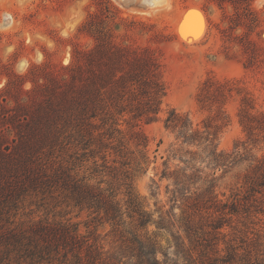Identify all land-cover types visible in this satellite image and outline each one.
I'll return each mask as SVG.
<instances>
[{"label": "trees", "instance_id": "1", "mask_svg": "<svg viewBox=\"0 0 264 264\" xmlns=\"http://www.w3.org/2000/svg\"><path fill=\"white\" fill-rule=\"evenodd\" d=\"M81 60L61 85L44 89L38 107L19 106L16 116L5 120L17 142L0 152V264H178L180 255L186 261L188 253L206 247L202 222L213 209L219 212L213 231L232 217L242 219L238 264H264V240L250 233L252 222H246L264 191V158L255 161L230 203H221L215 191L217 173L247 161L243 157L249 152L246 146L232 153L218 150L220 130L229 123L225 107L243 94L237 83L208 77L201 84L196 103L208 113L201 127L169 110L163 127L174 143L159 178L168 182L165 195L172 205L165 210L155 204L148 212L134 180L156 162L141 126L157 121L162 112L166 88L157 58L148 48L135 52L101 39ZM238 119L246 143L264 146V112L255 110L248 93ZM170 160L178 163L172 168ZM32 198L51 210L64 206L86 212L98 224H108L121 237L120 246L104 251L69 220L19 222V210ZM149 225L175 229L172 258L161 253L156 235L146 230ZM199 251L201 264H231L235 255L230 246L217 258Z\"/></svg>", "mask_w": 264, "mask_h": 264}, {"label": "rangeland", "instance_id": "2", "mask_svg": "<svg viewBox=\"0 0 264 264\" xmlns=\"http://www.w3.org/2000/svg\"><path fill=\"white\" fill-rule=\"evenodd\" d=\"M142 1L0 0V152L17 142L6 118L16 116L19 106L38 107L45 99L44 89L51 83L61 85L62 79L70 75V68L80 64L82 55L94 49L101 39L135 52L148 48L157 58L166 94L158 120L141 126L149 140L150 156H155L156 162L145 175L135 178L136 193L144 199L148 212L156 210L155 204L170 209L172 203L167 202L165 195L168 182L160 181L159 176L163 161L173 149L174 138L164 129L163 120L170 109H175L186 114L195 127H201L208 113L198 107L196 94L201 84L213 77L233 80L243 92L227 103L229 123L218 136V150L223 153H232L236 147L241 151L243 146L249 150L247 157H243L247 161H240L223 175L217 173L218 200L230 203V197L241 190L255 161L264 158V146L246 143L238 119L244 93L251 96L256 111L264 112V0H154L152 4ZM184 30L194 37H183ZM213 114L216 115L215 109ZM177 163L170 160L172 168ZM262 195L264 191L256 196L260 201L246 221L252 222L249 231L261 241L264 240ZM42 203L39 198L25 201L18 221L26 224L44 218L69 220L77 224L82 236L96 240L104 251L120 246L121 237L111 233L108 224H98L77 209L61 206L51 210V206ZM174 208L179 215L180 210ZM216 210H209L211 217L206 215L202 222L208 239L206 247H198L192 255L188 253L186 261L180 255L178 264H201L199 250L213 258L222 257L227 246L235 254L231 264H238V230L243 229L239 223L242 219L232 217L221 229L213 231L211 225H215L219 216ZM146 230L156 235L161 253L172 258L176 252L175 229L157 230L149 225ZM184 244L189 245L187 239Z\"/></svg>", "mask_w": 264, "mask_h": 264}, {"label": "bare ground", "instance_id": "3", "mask_svg": "<svg viewBox=\"0 0 264 264\" xmlns=\"http://www.w3.org/2000/svg\"><path fill=\"white\" fill-rule=\"evenodd\" d=\"M121 1H123V0H121ZM153 1L154 0H149L148 2H146L145 0H143L142 2L144 3V4H146V3H153ZM124 3H129V0H124ZM182 33V36L183 37H188L189 35H191L192 33L191 32H188V31H186V30H184V31H182L181 32ZM195 34V33H194ZM190 37V36H189ZM192 37H194V36H192Z\"/></svg>", "mask_w": 264, "mask_h": 264}, {"label": "water", "instance_id": "4", "mask_svg": "<svg viewBox=\"0 0 264 264\" xmlns=\"http://www.w3.org/2000/svg\"><path fill=\"white\" fill-rule=\"evenodd\" d=\"M188 12L198 14L196 11H193V10H189ZM188 12H187V13H188ZM198 15H199V14H198ZM192 35H193V34H191V36H192ZM189 36H190V35H189ZM191 36H190V37H191ZM190 37H187V39H189Z\"/></svg>", "mask_w": 264, "mask_h": 264}]
</instances>
